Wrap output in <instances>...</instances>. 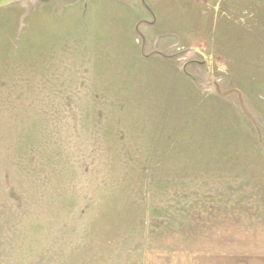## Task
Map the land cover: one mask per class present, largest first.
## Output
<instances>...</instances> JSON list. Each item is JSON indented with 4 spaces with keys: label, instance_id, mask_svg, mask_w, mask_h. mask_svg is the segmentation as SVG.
I'll return each instance as SVG.
<instances>
[{
    "label": "rangeland",
    "instance_id": "374dc122",
    "mask_svg": "<svg viewBox=\"0 0 264 264\" xmlns=\"http://www.w3.org/2000/svg\"><path fill=\"white\" fill-rule=\"evenodd\" d=\"M205 250H264V0L0 7V264Z\"/></svg>",
    "mask_w": 264,
    "mask_h": 264
},
{
    "label": "crops",
    "instance_id": "0c3cea01",
    "mask_svg": "<svg viewBox=\"0 0 264 264\" xmlns=\"http://www.w3.org/2000/svg\"><path fill=\"white\" fill-rule=\"evenodd\" d=\"M176 260L183 264H264V250L217 251L205 250L178 254Z\"/></svg>",
    "mask_w": 264,
    "mask_h": 264
},
{
    "label": "water",
    "instance_id": "95a60500",
    "mask_svg": "<svg viewBox=\"0 0 264 264\" xmlns=\"http://www.w3.org/2000/svg\"><path fill=\"white\" fill-rule=\"evenodd\" d=\"M15 1H17V0H0V7L5 6V5H8V4H10L12 2H15ZM184 67L186 69V65H184ZM187 73L189 74V72H187ZM189 75L194 79V81H195V83H196L197 86H199V87H205L207 85V84L199 83L197 81V79H196L195 76H193L191 74H189Z\"/></svg>",
    "mask_w": 264,
    "mask_h": 264
}]
</instances>
